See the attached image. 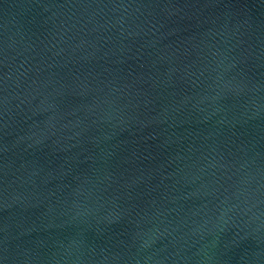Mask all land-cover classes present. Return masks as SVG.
Wrapping results in <instances>:
<instances>
[{"label": "water", "instance_id": "obj_1", "mask_svg": "<svg viewBox=\"0 0 264 264\" xmlns=\"http://www.w3.org/2000/svg\"><path fill=\"white\" fill-rule=\"evenodd\" d=\"M0 264H264V0H0Z\"/></svg>", "mask_w": 264, "mask_h": 264}]
</instances>
